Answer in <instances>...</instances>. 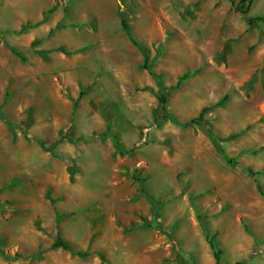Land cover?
I'll list each match as a JSON object with an SVG mask.
<instances>
[{
  "label": "rangeland",
  "instance_id": "obj_1",
  "mask_svg": "<svg viewBox=\"0 0 264 264\" xmlns=\"http://www.w3.org/2000/svg\"><path fill=\"white\" fill-rule=\"evenodd\" d=\"M239 8L0 0V264H264V0Z\"/></svg>",
  "mask_w": 264,
  "mask_h": 264
},
{
  "label": "trees",
  "instance_id": "obj_2",
  "mask_svg": "<svg viewBox=\"0 0 264 264\" xmlns=\"http://www.w3.org/2000/svg\"><path fill=\"white\" fill-rule=\"evenodd\" d=\"M247 0H240V10L242 11V13L247 16L248 13H249V10H250V6L253 2V0H248V4L247 6H243L245 4ZM120 15H121V24H122V27L123 29L126 31V33L130 36L131 40L135 43V45H137L141 51L143 52L144 54V63L142 65V68L143 69H148L149 68V61H150V50L147 46H145L144 44H141L139 41H137L134 36L132 35L131 33V26H130V22H129V18L127 16V14L122 11L120 12ZM248 19V22L253 25V24H256L258 22H264V15H260V16H256V17H249L247 18ZM27 29V26H23L21 28V32H24L26 31ZM39 40H35L33 42V45H38L39 44ZM10 48L12 49V51L20 56L22 59H24V56H23V53L18 50L17 48L13 47V46H10ZM60 50L64 51L61 47L59 48ZM69 53V52H67ZM42 55L46 58L47 56H45L43 53ZM153 75L155 77H158L157 74H154ZM186 77V75H184L183 77H181L179 79V82L178 84ZM158 80H159V77H158ZM161 84V89L162 92L160 94V97H159V101L160 103L164 106L167 101H168V97H169V93L171 92V90L173 89V87H166L162 84V82H160ZM83 94V93H81ZM228 96L227 95H224L219 101L218 103L215 105V106H219V105H223L225 103V101L227 100ZM78 106V103L77 101L74 103V110L77 108ZM192 121H199V119H195V120H192ZM107 135V132H105L103 134V137H105ZM115 138V148L117 151H119L120 153H124L125 150V146L122 144V142H120V140L117 138V136H114ZM87 137H81V140H86ZM227 162L231 165H237L239 162L237 160H235L234 158H229L227 157ZM248 170L255 175V172L252 170V168H248ZM68 171H69V174H70V179L73 180L74 179V172L71 171V168H68ZM258 186V189L260 191V193L262 195H264V191L262 189V186L258 183L257 184ZM198 217L199 219L201 220V223H202V227H203V230L204 232L206 233L207 237H208V242L210 243L211 247L213 248V251H214V255H215V258L217 259V261L219 260V257L222 253V250L218 248V244L219 242L216 240V235L213 233L210 232V228H209V225H208V222L204 220V218L202 217V215L198 214ZM39 229L42 230V227L41 226H38ZM53 237H54V247H59V248H64V249H67L68 251H70L72 254L74 255H77V256H80V257H86L88 255H90V252L89 251H85V250H82V249H77L73 243L71 241H69L62 233L61 229L59 228L58 226V220H57V223H56V227L53 231ZM99 255L102 257V259H104V256L101 252H99Z\"/></svg>",
  "mask_w": 264,
  "mask_h": 264
},
{
  "label": "built area",
  "instance_id": "obj_3",
  "mask_svg": "<svg viewBox=\"0 0 264 264\" xmlns=\"http://www.w3.org/2000/svg\"><path fill=\"white\" fill-rule=\"evenodd\" d=\"M146 140V139H145Z\"/></svg>",
  "mask_w": 264,
  "mask_h": 264
}]
</instances>
